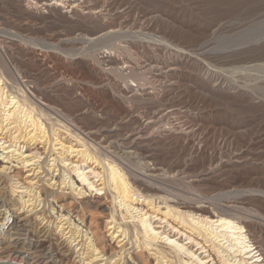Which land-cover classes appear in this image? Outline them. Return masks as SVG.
I'll return each mask as SVG.
<instances>
[{"label": "rangeland", "instance_id": "rangeland-1", "mask_svg": "<svg viewBox=\"0 0 264 264\" xmlns=\"http://www.w3.org/2000/svg\"><path fill=\"white\" fill-rule=\"evenodd\" d=\"M93 8L101 12L91 18L90 15L81 16L79 13L77 20L59 11L32 15L26 13L22 4L15 0H0V27L9 33L4 41L10 49L7 53L10 56L8 65L12 70H17H13V73L17 77L27 74L23 80L38 84L42 96L60 114L66 115V119L70 120L86 110L98 116L103 126L106 124V129L116 127L118 135L104 144L110 146L107 148L110 155L118 157L123 152L134 151L132 146L123 145L122 142L143 141L138 151L140 156L141 153L151 154L159 167L163 165L162 168L171 171L166 176L162 175L164 181L160 180L164 185L167 184L166 189L182 194L186 202L196 201V204L210 212H226L229 215L237 212L238 216L250 222L251 228L247 229L255 246L264 250V78H261L264 77V0H93ZM104 28L121 32L130 28L133 32L141 30L149 36L148 40L132 39L131 36L125 38L123 45H128L129 52L118 50L116 53V56L119 54L116 57L117 67L121 64V58H124L129 66L135 67L138 72L132 69L137 74L145 73L148 68H159L160 71L155 68V71L150 69L143 73V80L138 79L142 85L139 90L127 88L133 83L131 79L120 80L110 73L109 68L116 65L102 63L104 66L101 67L88 58L70 56L77 54L84 46L80 41L67 44L60 42L64 38L91 36ZM204 45L214 49L216 56L219 55L213 58L217 60L212 63L220 70H217L212 83L204 80L205 67L200 73L191 70L194 63H203L209 57L200 56L199 48ZM95 49L99 48L92 49L97 54ZM101 51H106V48ZM193 51H197V55ZM227 52L229 57L221 59ZM179 59L183 60V65L175 64ZM156 63L158 65L155 66ZM103 67H107V70H102V74ZM108 71L110 74L107 75ZM149 79L152 81L148 82ZM29 86L32 87V84ZM113 93L119 96L116 103L110 98ZM131 94L137 98L134 99ZM120 97H123L122 100ZM125 112L131 117L125 119ZM86 120L77 121L83 130L91 124L89 119ZM135 122L142 124L136 125ZM143 122L149 124L146 126ZM114 139L118 140L117 144ZM134 157L130 161L134 164L137 162V168L126 165L134 172H140L142 160L138 156ZM175 175L171 183L170 179L165 182L168 176ZM223 194L225 196L218 197ZM60 200L68 210L73 212L76 209L75 212L83 215L87 227L91 223H99L100 226L101 217L98 213L81 211L68 195ZM225 206L236 208L230 212ZM104 231L100 230V233Z\"/></svg>", "mask_w": 264, "mask_h": 264}, {"label": "bare ground", "instance_id": "bare-ground-1", "mask_svg": "<svg viewBox=\"0 0 264 264\" xmlns=\"http://www.w3.org/2000/svg\"><path fill=\"white\" fill-rule=\"evenodd\" d=\"M15 1L22 4L26 13L29 12L32 15L59 11L61 14H67L70 18L73 16L79 20V13L82 14L81 16L90 15L91 18L101 12V10L93 8V0ZM147 19L149 20V18ZM129 30L121 32L113 28H104L91 36L64 38L60 42L67 44L80 41V44L84 46L78 50L77 54H70V56L79 55L88 58L101 67L102 63H111L114 66L117 64L118 58L116 59V57H119V54L116 56L117 51L124 52L129 49L128 45H123L125 38L128 39L131 36L132 39L134 37L141 40L149 39L147 38L149 36L141 30L138 32ZM8 34L3 27H0V184L5 182V174L16 176L30 190L31 201L27 208L20 205L18 197L9 196L0 203V206L8 209V212H0V264H145L148 261L150 264H264V250L258 245L256 247L253 243V238L247 229L251 228L250 222L248 223L244 219L245 217L238 216L237 212L233 215L226 212L221 214L210 212L205 207L196 204V201L195 203L186 202L185 196L168 190L169 188L166 189L167 184L164 185L160 181L162 179L164 181L163 176L170 174L171 171L162 168L164 167L162 164V167H159L151 154L142 155L143 153H141L140 156L138 151L143 146L142 140V142H133V140H129L127 143L122 142L123 145L132 146L134 151L123 152L120 156L116 153L115 155L118 157L113 156L114 154L110 155L108 152L110 150L107 151L110 146H104V144L118 135H116V127L111 130L107 125L109 129H106V124L103 126L98 116L89 114L86 110L77 113L75 117L69 118L70 120L66 119V115L65 117L62 113L60 114L52 106V103L42 96L43 93L38 84L23 80L27 76L25 72L26 76L17 77L13 73L15 69L12 70L7 62L10 57L7 56V53L10 49L5 46L4 40L7 38L6 36H9ZM104 47L106 51H101ZM206 47L207 45H204L199 48L200 56L209 57L204 59L203 63H194L191 70L200 73L205 67L204 80L212 83L215 81L217 70H220L216 69V65L212 62L216 61L217 59L213 60V58L219 55L216 56L214 49ZM93 48H99V50L95 49L98 51L97 54L96 51L92 52ZM178 51L182 52V49ZM190 57L195 56L190 55ZM228 57L227 52L221 59ZM182 61L179 59L175 64L183 65ZM120 63L119 67L116 65L109 68V65V71L120 80L131 79L133 85L129 86V84L127 88L132 91L133 88H136V91L141 88L142 85L138 83V79H142L141 76L147 70L151 69L152 71L153 69L152 66L150 69L146 67L145 73L142 70L144 74L142 72L137 74L132 69L135 67L129 66L124 58H121ZM105 69L107 70V67H103L101 72ZM15 71L17 72V70ZM124 71L128 72L124 73ZM147 74L150 75V73ZM258 77L260 78L259 75ZM150 79L148 82L152 81ZM60 81L62 82V80ZM148 82L146 81L147 84ZM58 83L60 82L58 81ZM31 84L32 87L29 86ZM124 84L126 83L124 82ZM102 85L101 87H103ZM115 93L111 94L110 98L116 103L119 96L116 97ZM123 97H120V100ZM177 107H179L178 104ZM125 114H127L125 119L131 117L128 113L125 112ZM169 117L166 116V118ZM159 118L161 117L159 116ZM86 119H89L91 124L89 123L88 129L83 130L77 125V121ZM120 123L122 125V122ZM137 123L136 125L142 124ZM145 124L147 126L149 123ZM139 129L141 130V128ZM120 135L119 133V137ZM126 139L130 138L126 137ZM115 141L114 139V143L117 144L118 140ZM132 156H138L142 160V162L140 160L141 163L139 162L141 166V169L138 167L139 173L129 169V166L127 167V165H137V162L134 164L131 162L132 160L130 161ZM175 177L176 175L168 176L165 182L170 179L171 183ZM67 195L74 199L81 211L98 213L101 217L100 226H98L99 223H91L87 227L83 215L75 212L76 209L72 212L64 207L65 204L60 203L62 201L60 199L61 197L64 199ZM220 196L223 197L225 194L218 197ZM226 208L228 211L234 212L236 207L227 206ZM80 214L82 213L80 212ZM7 219L10 221L6 222ZM103 229L105 235L100 233V230L103 231Z\"/></svg>", "mask_w": 264, "mask_h": 264}, {"label": "clouds", "instance_id": "clouds-1", "mask_svg": "<svg viewBox=\"0 0 264 264\" xmlns=\"http://www.w3.org/2000/svg\"><path fill=\"white\" fill-rule=\"evenodd\" d=\"M4 180L5 182L0 184V203L9 196L18 197L20 205L27 208L31 201L30 190L14 175L5 174ZM0 212H8V209L0 206Z\"/></svg>", "mask_w": 264, "mask_h": 264}]
</instances>
